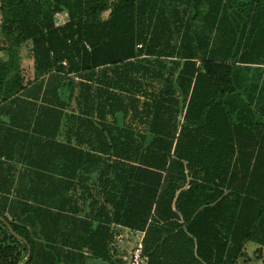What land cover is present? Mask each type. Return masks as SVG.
Listing matches in <instances>:
<instances>
[{
	"label": "trees",
	"instance_id": "obj_1",
	"mask_svg": "<svg viewBox=\"0 0 264 264\" xmlns=\"http://www.w3.org/2000/svg\"><path fill=\"white\" fill-rule=\"evenodd\" d=\"M1 52L2 110L70 108L78 144L47 141L1 207L0 264H130L119 228L143 264L264 249V0H0Z\"/></svg>",
	"mask_w": 264,
	"mask_h": 264
},
{
	"label": "crops",
	"instance_id": "obj_2",
	"mask_svg": "<svg viewBox=\"0 0 264 264\" xmlns=\"http://www.w3.org/2000/svg\"><path fill=\"white\" fill-rule=\"evenodd\" d=\"M24 49L25 46L20 50L21 61L23 68L27 66V77H29L34 74L33 59L29 60V65L26 63L25 57L27 54L24 53ZM0 59H6L4 52L0 53ZM258 68L260 67H253L249 72V77L252 80L257 81L260 78V70H264V68ZM37 99L39 102H42L40 97ZM24 101H27V98ZM27 107L22 102L20 105L21 111L12 112L11 109L9 112H4L0 106V162L3 161V164L0 163V166L3 167L7 174L13 177V180L5 179L7 177L0 179L2 186L7 184V186L1 187L0 190L8 191L10 189L12 193L7 192L8 194H13L14 191H18L16 188L19 191L21 190L20 192L26 190V184L29 183L28 168H43L46 165L44 155L39 154L38 151L45 146L47 141L54 144L50 146L51 149L57 143H67L68 136H70L73 145L78 144V134L75 131H71L69 135L67 132L68 129H64L62 123L57 129L55 125H53L54 129L48 127L49 121L47 119H53V124H56V117L52 114L49 115H52L53 118L45 110H28ZM82 147L86 150L89 149L87 138L82 144ZM17 167L18 169H16Z\"/></svg>",
	"mask_w": 264,
	"mask_h": 264
},
{
	"label": "rangeland",
	"instance_id": "obj_3",
	"mask_svg": "<svg viewBox=\"0 0 264 264\" xmlns=\"http://www.w3.org/2000/svg\"><path fill=\"white\" fill-rule=\"evenodd\" d=\"M108 12L104 13V16H107ZM24 53L27 54L26 55V63L29 65V60H31V56H30V47L29 45H25V49H24ZM27 74V73H26ZM28 94H24L22 95L19 99L17 100H21L20 104L19 101H17L16 104L13 105V103H8L6 106L7 108H9L10 110L12 109V112H17L20 110V105L22 102H24V100L27 98V101L29 99ZM19 104V105H18ZM73 106L74 110L76 111V106L71 105V107ZM72 109L68 108V111L66 110V117L63 119L64 121H62V124L64 126V129L68 127V116L71 113ZM1 164H3V161L0 162ZM18 169V167L16 168ZM98 170H96L94 173H92V178H91V182H89L90 187L92 188L94 194H96L97 196L101 195L98 191H99V186H98V182H96V178L98 176ZM0 176H2L0 179H3L4 177H7L5 179H10L13 180V177H11V175L7 174L5 172V170L3 169L2 166H0ZM7 186V184H4L2 186V184H0V188L1 187H5ZM5 192V193H4ZM11 192L10 189H8V191L5 190H0V209L3 205L10 204L11 201L13 200H18V198L16 197V195L13 194H8ZM12 193V192H11ZM6 194V196H5ZM9 199H6L8 198ZM10 201V202H9ZM9 202V203H8ZM6 216L10 219H12V214L10 215V212H8L6 214ZM121 229V232L118 234L120 235L115 242L112 243L113 247L116 248V250H114V257L116 255H118L120 253L121 256H123L124 258H126V260L130 263V264H137L136 262V258H137V253H138V244H139V240L140 237L142 236L141 233H132L127 229ZM117 249H119V253L117 252ZM93 264H106V263H101V262H94ZM140 264H143L140 261ZM237 264H264V249H262L261 251L257 250V245H255L253 242H249L247 244L246 250H245V254L243 257L240 258V260L238 261Z\"/></svg>",
	"mask_w": 264,
	"mask_h": 264
},
{
	"label": "built area",
	"instance_id": "obj_4",
	"mask_svg": "<svg viewBox=\"0 0 264 264\" xmlns=\"http://www.w3.org/2000/svg\"><path fill=\"white\" fill-rule=\"evenodd\" d=\"M141 248H142V243L140 241V243L138 244V253H137V258H136L137 264H140V261L143 263V258L141 257Z\"/></svg>",
	"mask_w": 264,
	"mask_h": 264
}]
</instances>
